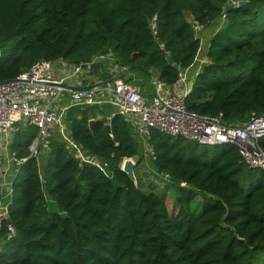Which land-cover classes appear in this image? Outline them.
Listing matches in <instances>:
<instances>
[{"label": "trees", "instance_id": "16d2710c", "mask_svg": "<svg viewBox=\"0 0 264 264\" xmlns=\"http://www.w3.org/2000/svg\"><path fill=\"white\" fill-rule=\"evenodd\" d=\"M229 1L0 0V81L40 59L76 63L110 52L127 70H157L163 85L174 84L177 66L191 65L201 48L186 15L204 29L220 25L226 8L186 105L229 123L263 115L264 0H234L249 2L242 8ZM231 70L239 73L226 76ZM98 108L73 106L66 120L109 174L80 164L55 134L44 165L27 159L11 180L7 221L16 235L4 239L3 228L0 264H264L263 170L246 166L233 144L206 147L152 130L153 163L178 188L171 215L164 198L121 170L139 155L133 126L119 114L98 120ZM36 135L35 127L15 135L19 159L29 157Z\"/></svg>", "mask_w": 264, "mask_h": 264}, {"label": "built area", "instance_id": "2783aa9c", "mask_svg": "<svg viewBox=\"0 0 264 264\" xmlns=\"http://www.w3.org/2000/svg\"><path fill=\"white\" fill-rule=\"evenodd\" d=\"M228 5L235 8L238 7V2L231 0ZM226 20L227 10L224 8L221 28ZM194 26L195 34L202 30L196 22ZM196 37L199 38L197 34ZM201 51L202 47L194 62L188 67L177 66L178 77L173 84L178 90L176 93L165 92V86L160 78L154 79L156 92L152 103H147L138 89L120 76L126 68L119 63V68L112 69L109 86L99 84L85 88L69 86V80L81 74L83 67H90L109 54L76 62L69 74L59 73L53 68L54 62L59 60L40 59L13 79L0 81V150L4 153L7 162L4 164L6 166L4 173L0 174V180L7 186L10 194L5 199L0 192V234L5 227L7 239L16 235L15 226L7 221L12 197V181L7 183L6 178L14 179L19 166L27 159H37L40 164L41 156L49 152L51 134L54 130L80 164L94 165L104 174H109V164L91 158L84 146L72 138L66 116L73 106L82 108L105 104L114 106L118 114L146 138H149L152 130H157L164 135L181 137L206 147L233 144L239 149L240 157L246 166L264 171V149L260 146V140L264 139V114L251 113L244 121L229 123L224 119L223 113L205 116L189 110L186 105V97L191 92L194 82L190 79V70L196 68L198 75L209 63L208 56L199 60ZM65 94H68L70 104L63 108L57 107ZM29 127H35L37 135L29 146V157L19 159L16 152L12 151L11 145L15 135ZM44 141L46 145L43 144ZM1 164L0 161V166ZM160 175L166 181L171 180L168 174L160 173ZM40 177L43 178L42 173ZM2 186L4 185L0 182V189ZM183 186L186 187V183ZM45 198L50 203L49 198L46 196Z\"/></svg>", "mask_w": 264, "mask_h": 264}, {"label": "crops", "instance_id": "0c3cea01", "mask_svg": "<svg viewBox=\"0 0 264 264\" xmlns=\"http://www.w3.org/2000/svg\"><path fill=\"white\" fill-rule=\"evenodd\" d=\"M187 21L192 25V28L194 30L196 29L194 26V18L191 14L186 15ZM219 22L217 25H211L207 28H204L202 30L197 31V36L201 40V47L202 51L199 56V60L205 59V57L208 56L209 51V43L211 38L219 31L220 29ZM75 64V62H66L64 60H59L54 62L53 68L59 72V73H65L69 74L72 71V67ZM113 67L119 68V64L117 60L113 57L112 53L109 52V56L99 59L94 64L90 65V67L85 66L82 69V73L77 75L76 77H72L71 80H69V86L77 87V88H85L90 87L93 84H99L102 86H109L111 84V74ZM126 68V67H125ZM197 75L196 68H193L189 72L190 79L194 81L195 77ZM120 76L125 79L127 83H130L133 87H136L138 89L139 94L142 96V98L147 103H152L156 87L154 86V79L159 78V74L157 70H150V72L146 73L141 69L128 71L126 68V71H123V73H120ZM165 92L168 93H176L178 90H176V87L173 84H167L163 85ZM70 104V98L68 94H65L61 97V100L58 102L57 107L63 108ZM97 111V119L98 120H109L118 114V110L114 106L109 105H100L98 106ZM134 129V127H133ZM137 132V130H134ZM57 134L56 130L53 131L51 134V138ZM1 151V150H0ZM3 161L1 164L2 170H0V174L4 173V170L6 166L4 164H7L6 158L3 155L2 157ZM1 177V176H0ZM1 179V178H0ZM13 179V178H12ZM7 183L11 182V178H6ZM2 188L0 189V192L2 196L6 199L10 196L7 186L3 183L2 180ZM1 239V236H0ZM2 248V243L0 241V249Z\"/></svg>", "mask_w": 264, "mask_h": 264}, {"label": "rangeland", "instance_id": "374dc122", "mask_svg": "<svg viewBox=\"0 0 264 264\" xmlns=\"http://www.w3.org/2000/svg\"><path fill=\"white\" fill-rule=\"evenodd\" d=\"M238 73L239 72H237V70H231L230 73L228 72L229 75L226 76L232 77ZM132 130L135 139L139 144V155L138 157L133 158L134 162L137 163L134 174L138 186L146 194L150 193L151 191L156 192L160 197L164 198V201H166L169 213L171 215L176 214L179 208V205L176 201V198L178 196L177 186L173 184L172 180L166 181L165 179H163V177L156 169L153 163L152 147L149 144L148 138L140 135L138 132H135L134 130H136V128ZM43 144L46 145L45 141ZM42 147L45 150L44 146ZM3 155L4 153L0 151V161H3ZM41 158H43V155L41 156ZM40 163L41 166L44 165V160H42V162L40 161ZM202 201V195L199 194V196L193 202V207L196 209H200Z\"/></svg>", "mask_w": 264, "mask_h": 264}, {"label": "water", "instance_id": "95a60500", "mask_svg": "<svg viewBox=\"0 0 264 264\" xmlns=\"http://www.w3.org/2000/svg\"><path fill=\"white\" fill-rule=\"evenodd\" d=\"M248 3H249L248 1H241L238 3V8H242V6H245ZM167 60H168V63L170 65L173 64V57L172 56H168ZM128 71H130V70H128ZM94 124H95V120L92 119L89 122V126H90L91 130H94V127H95ZM122 164L123 165L121 167V170L127 174V176L129 177L130 180H132L134 183L137 184L136 179H135V174H134V170H135L137 163H135L133 158H131V159H125ZM4 239L7 240V237L4 236Z\"/></svg>", "mask_w": 264, "mask_h": 264}]
</instances>
